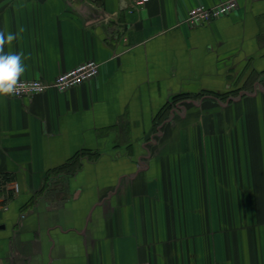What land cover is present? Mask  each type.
<instances>
[{
	"label": "crops",
	"instance_id": "0c3cea01",
	"mask_svg": "<svg viewBox=\"0 0 264 264\" xmlns=\"http://www.w3.org/2000/svg\"><path fill=\"white\" fill-rule=\"evenodd\" d=\"M223 1L0 0L22 79L100 63L0 97V264H264V0L185 21Z\"/></svg>",
	"mask_w": 264,
	"mask_h": 264
},
{
	"label": "built area",
	"instance_id": "2783aa9c",
	"mask_svg": "<svg viewBox=\"0 0 264 264\" xmlns=\"http://www.w3.org/2000/svg\"><path fill=\"white\" fill-rule=\"evenodd\" d=\"M149 1L150 0H131V4L132 7L138 8ZM237 7L238 0H226L214 6L199 4L188 11L185 21L191 26L202 25L232 13ZM99 71L100 63L94 59H91L60 73L52 81L40 78L22 79L24 83V90L15 97H32L37 93L45 92L51 88L57 89L59 91H66L96 78L99 74ZM8 185H10V187L16 192L20 191L18 182L13 181ZM134 264H149V262L140 261Z\"/></svg>",
	"mask_w": 264,
	"mask_h": 264
},
{
	"label": "clouds",
	"instance_id": "9594fccd",
	"mask_svg": "<svg viewBox=\"0 0 264 264\" xmlns=\"http://www.w3.org/2000/svg\"><path fill=\"white\" fill-rule=\"evenodd\" d=\"M24 29L21 27L16 33L0 31V97L19 95L24 90L22 77L27 70L23 52L5 51L6 45L17 40Z\"/></svg>",
	"mask_w": 264,
	"mask_h": 264
}]
</instances>
